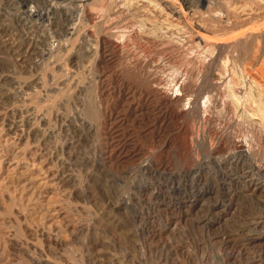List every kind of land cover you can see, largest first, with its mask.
<instances>
[{
    "label": "rangeland",
    "instance_id": "1",
    "mask_svg": "<svg viewBox=\"0 0 264 264\" xmlns=\"http://www.w3.org/2000/svg\"><path fill=\"white\" fill-rule=\"evenodd\" d=\"M0 1V264H264L263 135L250 123L244 96L239 105L235 102L238 113L225 90L217 103H198L205 99L203 84L216 52L189 48L176 32L172 35L181 44L172 46L171 32L148 6L143 16L148 25L141 28L139 14L132 24L123 22L122 0H52L54 10L51 0ZM79 2H91L94 20ZM211 2L175 1L183 10L203 13L207 5L221 7ZM29 8L50 10L41 19ZM152 23L165 42L146 37L145 27ZM112 26H118L119 35ZM109 30L119 51L106 37ZM232 54L227 56L235 59ZM234 59L227 60L226 68L238 74L243 60ZM191 68L201 79L192 96L169 105L152 92L143 96L147 86L154 90L156 77L171 88V77ZM259 87L264 102V85ZM239 143L250 152H238ZM22 171L37 174L44 186L23 188L17 179ZM167 199L182 207H169Z\"/></svg>",
    "mask_w": 264,
    "mask_h": 264
},
{
    "label": "bare ground",
    "instance_id": "2",
    "mask_svg": "<svg viewBox=\"0 0 264 264\" xmlns=\"http://www.w3.org/2000/svg\"><path fill=\"white\" fill-rule=\"evenodd\" d=\"M33 1V0H32ZM37 1V0H36ZM80 1V0H79ZM93 1V0H91ZM104 1V0H102ZM112 1V0H111ZM115 1V0H114ZM176 0H139V1H134V0H122L123 2V6L125 8V10H121L120 13L123 14V20L119 19V21H123L125 22L126 24L133 21L131 20L132 17L135 15L136 17V14H139L141 15L140 19L137 18V22H138V25L141 26H146L144 25V20L147 19V17H143L145 15L144 13V7L145 6H148L150 7V10L152 9L154 11V15L153 17H156L160 20L161 23L165 24V28L171 32V35L172 34H175V32L178 34V38H181L180 40H182L181 42L187 44L190 48V46H194V47H197L199 48L200 51L204 52V53H209L211 52H216L215 55L213 56V60H211L212 64H213V68L211 69L210 67V75H209V72H208V77L205 78V83L206 85L203 84V86H206V92L204 94V97L205 99H201L200 96V101L198 102L200 104V107H204L205 106V102L208 101V100H211L212 102H216L217 100H219V97L221 94H223L222 92L225 90L227 91L226 93H229L231 95V99L232 101H230V108H235V105L236 103H238V98L241 97V96H244L245 100H247V104L250 105V109L251 112H248V117L250 116V123H255L257 124L259 130H260V134L262 133L263 135V140H264V102L261 101L260 99V87L259 86H263L264 85V0H216L217 3L219 2L220 6L219 9L221 8V10H215V8L213 9H210V7H208V3L206 4L207 5V8H208V11L206 14H204L203 12H199L197 10H195L194 8L190 7L189 5V9L186 11V10H183L181 9L176 3H175ZM202 3L203 1L205 0H200ZM235 1V2H233ZM1 2V1H0ZM50 2V1H49ZM52 2V0H51ZM49 4V7L51 8L53 5L56 4V2H52ZM139 2V4H137ZM207 2H211V0H207ZM213 2V1H212ZM211 2V3H212ZM239 2V4H238ZM48 4V0L46 2ZM80 3V2H79ZM91 2H85V3H80V8L82 10V12H85V15L87 16V18H91L93 17V20H94V16H92L93 14V11L95 12L94 10V7L92 8L90 5ZM99 3V2H98ZM113 3V2H112ZM136 3L138 6H136V8H134V6L132 7V5ZM210 3V4H211ZM214 3V2H213ZM216 3V2H215ZM216 3V4H217ZM89 4V5H88ZM97 4V3H95ZM107 4V2H106ZM111 4V3H110ZM191 4V3H190ZM44 5H45V1H44ZM65 5V4H64ZM64 5H61V6H64ZM104 5V4H103ZM109 5V4H108ZM120 5V4H119ZM141 5V6H139ZM177 5V6H176ZM214 5V4H213ZM37 6V5H35ZM46 6V5H45ZM82 6V7H81ZM94 6V5H92ZM113 6V5H112ZM143 6V7H142ZM199 6V5H198ZM32 7V6H31ZM42 7V5H41ZM57 7V6H56ZM118 7V6H117ZM179 7V8H178ZM206 7V6H205ZM11 8V7H10ZM55 8V7H54ZM99 8V7H98ZM101 8V7H100ZM147 7H145L146 9ZM52 9V8H51ZM72 9V8H71ZM96 9V8H95ZM116 9V8H114ZM122 9V8H121ZM149 9V8H148ZM149 12H151L150 10H148ZM36 10V9H35ZM35 10H32L31 8H29V13L30 15H38V18H46L47 15L49 14V10L50 9H46L44 11H40V10H36L37 12H35ZM54 10V9H52ZM20 11V10H19ZM24 11V10H23ZM56 11V10H55ZM101 11H102V8H101ZM111 11V9H110ZM145 10V12H147ZM35 12V13H34ZM54 12V11H53ZM148 12V13H149ZM100 13V12H99ZM57 14V13H56ZM59 14V13H58ZM105 14V13H104ZM113 14V13H112ZM151 14V13H150ZM108 15V14H107ZM111 15V13H110ZM121 15V14H120ZM152 15V14H151ZM85 16V17H86ZM114 16V15H113ZM116 17H118L119 15H115ZM150 16V15H149ZM99 17V16H98ZM102 17V16H101ZM100 17V18H101ZM152 17V16H151ZM49 18V17H48ZM52 18V17H51ZM54 18V17H53ZM59 20L60 18L57 17ZM56 18V19H57ZM63 18V17H62ZM103 18V17H102ZM112 18V17H111ZM121 18V17H119ZM106 19V18H105ZM118 19V18H116ZM115 19V21H116ZM150 19V18H149ZM148 19V20H149ZM157 19V20H158ZM55 20V19H54ZM71 20V19H70ZM92 20V22H93ZM110 20V18H109ZM112 20V19H111ZM111 20L109 22V26H110V23H111ZM113 20H114V17H113ZM139 20V21H138ZM146 20L147 22H150L152 19H150V21ZM77 21V20H76ZM103 21V20H102ZM136 21V20H134ZM30 22V21H29ZM107 22V21H106ZM121 22V23H123ZM154 22H157L156 20ZM159 22V21H158ZM57 23V21H56ZM61 23H62V20H61ZM117 23V22H115ZM121 23H118V24H121ZM134 23V22H133ZM160 23V25H161ZM95 24V22H93V25ZM97 24V23H96ZM105 24V23H104ZM113 24V23H112ZM111 24V25H112ZM116 24V25H118ZM124 24V23H123ZM132 24V22H131ZM130 24V25H131ZM153 24V23H152ZM159 24V23H158ZM54 25V23H53ZM63 25V24H62ZM65 25V24H64ZM80 25V24H79ZM88 25V24H87ZM100 26V24H97ZM96 25V26H97ZM122 25V24H121ZM128 24V26H130ZM137 25V24H136ZM136 25L135 28H136ZM137 25V26H138ZM150 25V24H149ZM159 25V27H160ZM77 26V24H76ZM86 26V25H85ZM103 26V25H102ZM108 26V27H109ZM120 26V25H118ZM118 26H115L116 28ZM125 26V25H124ZM123 26V27H124ZM138 26V27H139ZM79 27V26H78ZM107 27V26H106ZM113 27V26H112ZM122 27V29H123ZM132 27V26H130ZM164 28V26H162ZM70 27L66 28V31H68V29H70ZM86 28V27H84ZM98 28V26H97ZM96 28V30H97ZM101 28V27H100ZM99 28V29H100ZM116 28L113 27L112 30H115ZM121 28V26H120ZM141 28H136V29H139L141 30ZM45 29V28H44ZM43 29V30H44ZM79 29V28H78ZM103 29H106V28H103ZM102 29V30H103ZM118 29V28H117ZM116 29V31H117ZM126 29V28H124ZM134 29V28H132ZM144 29V28H143ZM46 30V29H45ZM82 30V29H81ZM107 30V29H106ZM105 30V32H106ZM119 30V29H118ZM121 30V29H120ZM94 31V30H93ZM114 31V32H116ZM125 31V30H124ZM123 31V32H124ZM134 31V30H133ZM145 31V32H144ZM144 34H146V37H149V36H152L154 37L155 40L158 41V43L160 41H164V40H161L163 38H159V36L161 34H158L159 33V28L157 29V24H153L151 25V27H145V30H144ZM164 30L162 29V32ZM104 32V34H105ZM110 32L107 31V33ZM128 32H132L131 31H128ZM138 32V31H137ZM140 32V31H139ZM50 33V32H49ZM79 33V32H78ZM82 33V32H81ZM97 33V32H96ZM118 33V31H117ZM120 33V31H119ZM118 33V35H119ZM122 33V32H121ZM127 33V32H126ZM141 33V32H140ZM165 33V32H164ZM167 33V31H166ZM165 33V34H166ZM25 34V33H24ZM31 34V33H30ZM48 34V33H47ZM68 34V33H67ZM98 34V33H97ZM103 34V35H104ZM111 34V33H110ZM116 34V33H115ZM114 34V35H115ZM125 34V32H124ZM138 34V33H137ZM144 34H141L143 36H145ZM152 34V35H150ZM168 34V33H167ZM101 35V34H100ZM113 35V33H112ZM121 35V34H120ZM123 35V34H122ZM135 35V34H134ZM159 35V36H158ZM164 35V34H162ZM170 35V34H169ZM32 36V35H31ZM47 36V35H46ZM50 36V35H49ZM78 36V35H76ZM75 36V37H76ZM98 36V35H96ZM110 37L109 36V33L108 35H106V37ZM117 36V35H115ZM114 36V37H115ZM129 36V35H128ZM174 36L175 35H172L171 36V39L169 40L170 43H172L171 45L176 47V44L178 46V44H181V42L177 43V40L175 37L174 39ZM42 37V36H41ZM73 37V36H72ZM71 37V38H72ZM105 37V39H106ZM168 37V36H167ZM66 38V37H65ZM74 38V37H73ZM98 38V37H97ZM103 38V37H102ZM112 38L113 40V36L110 37ZM120 38V37H119ZM124 38V37H123ZM143 38V37H142ZM150 38V37H149ZM149 38H146L149 39ZM79 39V38H78ZM117 39V38H115ZM113 40V49H116L118 46L117 44V41L116 40ZM127 39V38H126ZM152 39V37H151ZM165 39V38H164ZM65 40V39H64ZM72 40V39H71ZM109 40V39H108ZM110 40V41H112ZM160 40V41H159ZM167 40V38L165 39ZM28 41V40H27ZM66 41V40H65ZM74 41V40H73ZM98 41H101V40H98ZM120 41V40H119ZM129 41V40H128ZM30 42V41H29ZM44 42V41H43ZM83 42V41H82ZM103 41H101L102 43ZM105 42V41H104ZM144 42V41H143ZM165 42V41H164ZM168 42V41H167ZM166 42V43H167ZM35 43V42H34ZM68 43V42H67ZM107 43V42H106ZM129 43V42H128ZM142 43V42H141ZM108 44H109V41H108ZM125 44V43H124ZM127 44V43H126ZM150 44V43H149ZM18 45V44H17ZM103 45V44H102ZM105 45V44H104ZM129 45V44H128ZM135 45V44H134ZM162 45H163V42H162ZM166 46L168 45L165 44ZM170 45V46H171ZM184 44H182V47ZM186 45V46H187ZM23 46V45H22ZM28 46V45H27ZM122 46V45H121ZM164 46V45H163ZM187 46V47H188ZM29 47V46H28ZM108 47V46H107ZM112 47V45H111ZM187 47H185L187 49ZM7 48H9L7 46ZM6 48V49H7ZM17 48V47H16ZM19 48V47H18ZM63 48V47H62ZM122 48V47H121ZM127 48V46H126ZM155 48V47H154ZM162 48V47H161ZM164 48V47H163ZM178 48V47H177ZM179 48H181V46H179ZM98 49V48H97ZM110 49V48H109ZM112 49V48H111ZM118 51H119V48H117ZM139 49V48H138ZM142 49V47H141ZM144 49V48H143ZM146 49V48H145ZM174 49V47H173ZM20 50V49H19ZM34 50V49H33ZM122 50V49H121ZM120 50V51H121ZM155 50V49H154ZM172 50V48H171ZM175 50V49H174ZM178 50V49H177ZM185 51V49H183ZM23 51V50H22ZM131 51V50H130ZM134 51V50H133ZM147 51V50H146ZM165 51V50H164ZM179 51V50H178ZM188 51V50H187ZM197 51V50H196ZM102 52V51H101ZM161 52V51H160ZM182 52V51H181ZM181 52L179 54H181ZM189 52V51H188ZM201 52V53H202ZM119 53V52H118ZM171 53V52H170ZM186 53V52H185ZM185 53H182V55H184ZM191 53V52H190ZM233 53L232 55L235 56V59L234 58H229L227 56V54H231ZM96 54V53H95ZM116 54V53H115ZM123 54V53H122ZM133 54V53H132ZM143 54V53H142ZM147 54V53H146ZM159 54V53H157ZM188 54V53H187ZM195 54V53H194ZM210 54V56H211ZM129 55V54H128ZM141 55V54H140ZM164 55V54H163ZM18 56V55H17ZM116 56V55H115ZM131 56V55H130ZM133 56V55H132ZM153 56V55H151ZM178 56V55H177ZM181 56V55H179ZM185 56V55H184ZM196 56V55H195ZM223 56H227L229 59H234L233 62L237 59H239L242 63V66H238V67H241L237 70H239L238 74H235L237 71H232L234 73H230L229 72V68H228V71H227V68H226V64L228 62H230L229 59H227V57L225 58V60H223L222 58H224ZM50 57V56H49ZM120 57V56H119ZM138 57V56H137ZM140 57V56H139ZM138 57V58H139ZM155 57V56H154ZM173 57V56H172ZM205 57V55H204ZM233 57V56H232ZM28 58V57H27ZM131 58V57H130ZM128 58V59H130ZM133 58V57H132ZM181 58V57H179ZM190 58V57H189ZM203 58V57H202ZM208 58V57H207ZM119 59V58H118ZM146 59V58H144ZM150 59V58H149ZM149 59H146V60H149ZM157 59V58H156ZM162 59V58H161ZM186 59V58H185ZM188 59V58H187ZM186 59V60H187ZM195 59V58H194ZM205 59V58H203ZM212 59V58H210ZM229 60L227 62V60ZM32 60V59H31ZM131 60V59H130ZM135 60V59H134ZM133 60V61H134ZM172 60V59H171ZM185 60V61H186ZM197 60V59H196ZM238 60V61H239ZM150 61V60H149ZM152 61V60H151ZM154 61V60H153ZM194 61V60H192ZM232 61V60H231ZM236 61V63L238 62ZM239 61V62H240ZM131 62V61H129ZM140 62V61H139ZM142 62V60H141ZM147 62V61H146ZM167 62V61H165ZM173 62V61H172ZM187 62V61H186ZM189 62V61H188ZM204 62V60L202 61V63ZM207 62V60H206ZM238 62V64H240ZM108 63V62H107ZM128 63V62H127ZM137 63V62H136ZM144 63V61H143ZM149 63V62H148ZM147 63V64H148ZM153 63V62H152ZM164 63V61L162 62ZM193 63V62H192ZM236 63L234 65H236ZM129 64V63H128ZM142 64V63H141ZM145 64V63H144ZM156 64V63H154ZM173 64V63H172ZM175 64V63H174ZM173 64V65H174ZM196 64V63H195ZM204 64V63H203ZM207 64V63H206ZM209 64V63H208ZM231 64V63H230ZM118 65V64H117ZM143 65V64H142ZM153 65V64H152ZM202 65V64H200ZM233 65V66H234ZM124 66V65H123ZM144 66V65H143ZM150 66V65H148ZM182 66V65H181ZM179 66V68L181 67ZM204 67V65H202ZM232 65L230 67H233ZM118 67V66H117ZM126 67V66H124ZM131 67V66H130ZM141 67V66H140ZM145 69L147 66H144ZM159 67V66H158ZM175 67V66H174ZM178 67V66H177ZM183 67V66H182ZM181 67V68H182ZM185 67V66H184ZM188 67V66H187ZM229 67V66H228ZM237 67V66H235ZM237 67V68H238ZM149 68V67H148ZM151 68V67H150ZM153 68V67H152ZM157 68L154 67V69ZM167 68V67H165ZM190 68V67H189ZM195 68V67H194ZM194 68H191V69H183L184 71L182 72H179L180 70H178L179 73L173 75L172 82L171 83V88H168V86L166 87L164 84H161V77L160 78H157V81H154L156 82L154 84L155 88L154 90L151 89V91L149 90V86H147L148 88H146L145 90H147L145 92V94L143 96H145V98H148L150 96V92L156 94L155 96H158L159 98L163 99V101L165 103H167L168 105L171 104V103H176L178 104V102L180 103L181 100L187 98L189 96V94L191 95V92L192 94L197 91V90H194V88L196 89V86H197V81L199 80H196V77H195V73L194 72ZM198 68V67H197ZM208 68V66H207ZM207 68H205L207 70ZM160 69V68H159ZM162 69V68H161ZM200 69V68H199ZM236 69V68H235ZM126 70V69H125ZM138 70V69H137ZM177 70V69H176ZM229 72V74L226 73V71ZM151 71V70H150ZM154 71V70H153ZM199 71V70H197ZM201 71V69H200ZM199 71V72H200ZM209 71V70H208ZM139 72V71H138ZM157 72V71H155ZM176 72V71H175ZM147 73H148V70H147ZM161 73V72H160ZM140 74V73H139ZM145 74V73H144ZM198 74V73H197ZM200 74V73H199ZM202 74V73H201ZM101 75V74H100ZM114 75V74H113ZM142 75V74H141ZM150 75V74H149ZM152 75V74H151ZM155 74H153L154 76ZM165 75V74H164ZM207 75V73H206ZM121 76V75H120ZM156 76V75H155ZM158 76V75H157ZM201 75H199L200 77ZM121 78V77H120ZM123 78V77H122ZM147 78H150L149 76ZM203 78V76H202ZM133 79V78H132ZM13 80V79H12ZM144 80V78H143ZM147 80V79H146ZM155 80V79H153ZM162 80V79H161ZM164 80V79H163ZM201 80V79H200ZM199 80V81H200ZM132 81V80H131ZM130 81V82H131ZM147 81L150 82V79H148ZM203 81V82H204ZM16 82V81H15ZM151 82H152V79H151ZM202 82V83H203ZM127 83V82H126ZM169 83V85H170ZM201 83V81H200ZM200 83L198 85H200ZM135 84V83H134ZM141 84V83H140ZM153 84V83H152ZM138 85V84H137ZM136 85V87L138 88V86ZM147 85V84H146ZM150 85V84H149ZM125 86V85H124ZM135 86V85H134ZM133 87V86H132ZM200 87V86H199ZM140 88V87H139ZM153 88V87H152ZM128 89V88H127ZM136 89V88H135ZM198 89V88H197ZM264 89V88H263ZM200 90V89H199ZM134 91V90H133ZM194 91V92H193ZM262 91V90H261ZM131 92V91H130ZM141 92H144V91H139L138 93L141 94ZM198 92V91H197ZM196 92V94H197ZM239 94L240 93V96L238 95L237 97V93ZM263 92V91H262ZM151 93V95H153ZM242 94V95H241ZM199 95V94H197ZM201 95L203 97V92H201ZM229 95V96H230ZM262 95V93H261ZM192 96V95H191ZM225 96V95H223ZM227 96V94H226ZM264 96V94H263ZM136 97V96H135ZM195 97V96H194ZM198 97V96H196ZM228 98V97H227ZM230 98V97H229ZM197 99V98H196ZM223 99V98H222ZM226 99V98H225ZM155 100V99H154ZM203 102H202V101ZM240 100V99H239ZM264 100V99H263ZM161 101V100H160ZM190 101V100H189ZM194 101V100H193ZM210 101V102H211ZM221 101V100H220ZM228 101V99H227ZM236 102V103H235ZM244 102V103H246ZM161 103V102H159ZM217 103V102H216ZM223 103V102H222ZM226 103V102H225ZM207 104V103H206ZM214 104V103H212ZM189 105V104H188ZM192 105V104H191ZM197 105V104H196ZM239 105V103H238ZM153 106V105H152ZM199 106V105H198ZM160 107V106H159ZM166 107V106H165ZM181 107V106H180ZM191 107V106H190ZM208 107V106H207ZM224 107V106H222ZM242 107V106H241ZM244 107V106H243ZM185 108V107H184ZM196 108V107H195ZM239 108V107H238ZM238 108L234 109V113L237 112ZM147 109V108H146ZM166 109V108H165ZM167 109H170V108H167ZM201 109V108H200ZM220 109V108H219ZM247 109V108H246ZM245 109V111H247ZM151 110V109H150ZM193 110V109H192ZM225 110V109H224ZM236 110V111H235ZM147 111V110H146ZM170 111V110H169ZM176 111V110H175ZM189 111V110H188ZM191 111V110H190ZM212 111V110H210ZM222 111V110H221ZM242 111V110H240ZM129 112V111H128ZM226 112V111H224ZM147 113V112H146ZM171 113V112H170ZM179 113V112H178ZM183 113V112H182ZM205 113V112H204ZM230 113V111H229ZM233 113V112H232ZM238 113V112H237ZM245 113V112H244ZM249 113H251V115H249ZM171 114H174V110H172V113ZM202 114V113H201ZM199 114V115H201ZM218 114V113H217ZM246 114V113H245ZM191 115V114H190ZM195 115V114H194ZM204 115V114H203ZM237 115V114H236ZM242 115V114H241ZM246 115V117H247ZM202 116V115H201ZM212 116V115H211ZM216 116V115H215ZM230 116V115H229ZM228 116V117H229ZM243 116V115H242ZM241 116V117H242ZM197 117V116H196ZM205 117V116H204ZM240 117V116H238ZM201 118V117H200ZM244 118V117H243ZM207 119V118H206ZM249 119V118H248ZM249 119V120H250ZM211 120V119H210ZM246 120V119H245ZM244 120V122H245ZM161 121V120H160ZM237 121V120H236ZM217 122V121H216ZM223 122V121H222ZM240 122V121H239ZM232 123V122H231ZM236 123V122H235ZM199 124V123H198ZM209 124V123H208ZM238 124V123H237ZM207 125V124H206ZM232 125V124H231ZM171 126V125H170ZM194 126V125H193ZM221 126V125H220ZM235 126V125H234ZM176 127V126H175ZM242 127V126H241ZM218 128V127H217ZM237 128V127H236ZM175 129V128H174ZM201 131V130H200ZM211 131V130H210ZM256 131V130H255ZM158 132V131H157ZM156 132V133H157ZM188 132V131H187ZM209 132V131H208ZM212 132V131H211ZM153 134V133H152ZM188 134V133H187ZM200 134V133H199ZM220 135V134H219ZM232 136V135H231ZM185 137V136H184ZM218 137V136H217ZM260 137V136H259ZM197 138V137H195ZM119 139V138H118ZM193 140V138H192ZM206 139H204V142H205ZM232 141V140H231ZM174 142V141H173ZM247 142V141H246ZM202 143V142H201ZM214 143V142H213ZM187 144V143H186ZM205 144V143H204ZM210 144V143H209ZM243 144V143H242ZM239 143L238 145V149L240 153H243V152H246V150L243 148V145ZM264 144V143H263ZM169 145V144H168ZM199 145V144H198ZM234 145V144H233ZM245 145V144H244ZM213 146V145H212ZM221 146V145H220ZM235 146V145H234ZM237 146V145H236ZM192 147V146H191ZM190 147V148H191ZM205 147V146H204ZM203 147V148H204ZM233 147V146H232ZM247 147V146H246ZM187 148V147H186ZM198 148V147H197ZM235 148V147H234ZM260 148V147H259ZM225 149V148H224ZM247 149V148H246ZM255 149V148H254ZM136 150V149H135ZM201 150V149H200ZM211 150V149H210ZM214 150V149H213ZM232 150V149H231ZM250 150V149H249ZM252 150V149H251ZM140 151V150H139ZM196 151V150H195ZM198 151V150H197ZM222 151V150H221ZM226 152V150H224ZM236 151V150H235ZM255 151V150H254ZM127 152V151H126ZM248 152V151H247ZM246 152V153H247ZM250 152V151H249ZM248 152V153H249ZM261 152V151H260ZM125 153V152H124ZM134 153V152H133ZM187 153V152H186ZM189 153V152H188ZM195 153V152H194ZM205 153V151H204ZM210 153V151H209ZM228 153V152H227ZM16 154V153H15ZM14 154V155H15ZM192 154V153H191ZM219 154V153H218ZM230 154V153H229ZM233 154V153H232ZM244 154V153H243ZM251 154V153H250ZM257 154V153H256ZM195 155V154H194ZM246 155V154H245ZM248 155V154H247ZM18 156V155H17ZM31 156V155H30ZM188 156V154H187ZM224 156V155H223ZM243 156V155H242ZM249 156V155H248ZM11 157V156H10ZM140 157V156H139ZM185 157V156H184ZM190 157V156H189ZM196 157V156H195ZM218 157V156H217ZM17 158V157H16ZM180 158V157H179ZM261 158V157H260ZM8 159V157H7ZM187 159V158H186ZM247 159V158H246ZM208 160V159H207ZM13 161V160H12ZM204 161V159H203ZM226 161V160H225ZM195 162V161H194ZM210 162V161H209ZM259 162V161H258ZM216 163V162H215ZM166 164V163H165ZM200 164V163H199ZM209 164V163H208ZM230 164V163H229ZM251 164V163H250ZM255 164V163H254ZM263 164V163H262ZM191 165V163H190ZM220 165V164H219ZM232 165V164H231ZM253 165V164H252ZM209 166V165H208ZM258 166V165H257ZM205 167V166H204ZM220 167V166H219ZM172 168V167H171ZM258 168V167H257ZM181 169V168H180ZM183 169V168H182ZM26 170V169H25ZM179 170V169H178ZM225 170V169H224ZM262 170V169H261ZM160 171V170H159ZM164 171V170H163ZM186 171V170H184ZM236 171V170H235ZM242 171V170H241ZM247 171V170H246ZM252 171V170H251ZM31 172V171H30ZM166 172V171H165ZM263 172V171H262ZM10 173V172H9ZM42 173V171H41ZM174 173V172H173ZM244 173V172H243ZM242 173V174H243ZM252 173V172H251ZM7 174V173H6ZM157 174V173H156ZM200 174V173H198ZM203 174V173H202ZM226 174V172H225ZM241 174V173H240ZM19 175V174H18ZM37 175V174H36ZM36 175H33L32 173H24L22 171V173L20 174V178H17L18 181L21 183L22 187L23 188H28V189H31V190H34V189H38L42 186V181L41 179H38ZM36 176V177H35ZM153 176V175H152ZM242 176V175H241ZM17 177V176H16ZM193 177V176H192ZM255 177V176H254ZM8 178V177H7ZM196 178V177H195ZM235 178V177H233ZM9 179V178H8ZM7 179V180H8ZM12 179V178H11ZM15 179V178H14ZM239 180V179H238ZM9 181V180H8ZM168 181V180H167ZM201 181V180H200ZM240 181V180H239ZM259 182V181H258ZM172 183V182H171ZM48 184V183H47ZM166 184V183H165ZM182 184V183H181ZM191 184V182H190ZM224 184V183H223ZM242 184V183H241ZM19 185V184H18ZM195 185V184H194ZM20 186V185H19ZM44 186V185H43ZM42 186V187H43ZM162 186V185H161ZM247 186V185H245ZM250 186V185H249ZM41 187V188H42ZM264 187V186H263ZM173 188V187H172ZM241 188V187H240ZM239 188V189H240ZM21 189V188H20ZM249 189V188H248ZM247 189V190H248ZM255 189V188H254ZM24 190V189H23ZM246 190V189H245ZM251 190V189H250ZM249 190V191H250ZM37 191V190H36ZM35 191V192H36ZM168 191V190H167ZM227 191V190H226ZM225 191V192H226ZM165 192V191H164ZM32 193V192H31ZM161 194V193H160ZM216 194V193H215ZM228 194V193H227ZM232 195V194H231ZM253 195V194H252ZM171 196V195H170ZM216 196V195H215ZM247 196V195H246ZM192 197V196H191ZM139 198V197H138ZM137 198V199H138ZM150 198V197H149ZM157 198V197H156ZM160 198V197H159ZM167 198V197H166ZM175 198V197H174ZM211 198V197H210ZM231 198V197H230ZM153 199V198H152ZM200 199V198H199ZM217 199V197H216ZM237 199V198H236ZM241 199V198H240ZM156 200V199H155ZM193 200V199H192ZM179 201V200H178ZM259 201V200H258ZM159 202V201H158ZM180 202H183V201H180ZM169 207H174V208H178L180 207L181 204L179 205H176L174 201H171L167 199V202ZM166 203H165V206H166ZM190 203V202H189ZM230 203V202H229ZM121 204V203H120ZM185 204V202L183 203V205ZM160 205V204H159ZM168 207V208H169ZM182 207V205H181ZM253 207V206H252ZM154 208V207H153ZM156 209V208H155ZM160 209V208H159ZM173 209V208H172ZM170 208V210H172ZM186 209V208H185ZM188 209V208H187ZM178 210V209H177ZM181 209H179V213ZM158 211V210H157ZM175 211V209H174ZM185 211V210H184ZM183 211V212H184ZM191 211V210H190ZM214 211V210H213ZM222 211V210H221ZM45 212V211H44ZM53 212V211H52ZM138 212V211H137ZM225 212V211H224ZM46 213L47 210H46ZM51 214V212H49ZM173 213V212H171ZM185 213V212H184ZM249 213V212H248ZM141 214V213H140ZM183 214V213H182ZM178 215V214H177ZM250 215V214H249ZM173 216V215H172ZM186 216V215H185ZM252 216V214H251ZM51 217V216H50ZM175 217V216H174ZM178 217V216H176ZM182 217V216H181ZM203 217V216H202ZM261 217V216H260ZM172 218V217H171ZM185 218V217H184ZM182 218V219H184ZM159 219V218H158ZM186 219V218H185ZM188 219V218H187ZM248 219V218H247ZM136 221V220H135ZM157 222V221H156ZM216 222V221H215ZM250 222V221H249ZM153 223V222H152ZM255 223V222H254ZM139 224V223H138ZM170 224V223H169ZM246 224V223H245ZM250 224V223H248ZM165 225V224H164ZM148 226V225H147ZM168 226V225H167ZM243 226V225H242ZM251 226V225H250ZM158 227V226H157ZM162 227V226H161ZM165 227V226H163ZM239 227V226H238ZM244 227V226H243ZM151 228V227H150ZM160 228V227H159ZM256 228V227H255ZM262 228V227H261ZM154 229V228H153ZM253 229V227H252ZM252 229H250L252 231ZM159 230V229H158ZM163 230V229H162ZM233 230V229H232ZM231 230V232H232ZM154 231V230H153ZM161 231V230H160ZM234 231V230H233ZM239 232V231H238ZM248 232V231H247ZM149 233V232H148ZM156 232L154 231L153 234H155ZM158 233V232H157ZM152 234V233H151ZM159 234V233H158ZM222 234V232H221ZM236 234H237V231H236ZM240 234V232H239ZM246 234V233H245ZM248 235V233H247ZM250 235V234H249ZM248 235V236H249ZM252 235V234H251ZM161 236V235H160ZM236 236V235H235ZM242 236H246L242 233ZM255 236V235H254ZM247 237V236H246ZM164 238V237H163ZM237 241V239L239 240L241 237H233V240ZM245 238V237H244ZM243 238V239H244ZM257 238V237H256ZM259 238V237H258ZM257 238V240H258ZM246 239V238H245ZM244 239V240H245ZM248 239V238H247ZM250 240H253L255 241V237H250L249 238ZM227 240V239H226ZM231 240V238H230ZM234 240V241H235ZM242 240V239H241ZM144 241V240H143ZM158 241V240H157ZM220 241V240H219ZM225 241V240H224ZM252 241V242H253ZM149 242V241H148ZM162 242V241H161ZM168 242V240H167ZM227 242V241H225ZM238 242V241H237ZM250 242V241H249ZM249 242H245V244H249ZM165 243V242H164ZM224 243V242H223ZM235 243V242H233ZM254 243V242H253ZM148 244V243H147ZM242 244V243H241ZM260 245V242L258 243ZM264 244V243H263ZM231 245V244H230ZM154 246V245H153ZM168 246V245H167ZM176 246V245H175ZM160 247V246H159ZM246 247V246H244ZM249 247V246H248ZM180 249V248H179ZM245 249V248H243ZM263 249V248H262ZM237 250V249H236ZM170 251V250H169ZM252 251V250H251ZM262 251V250H261ZM248 253V252H247ZM246 253V254H247ZM250 258V257H249ZM248 261V260H247ZM252 261V260H251ZM255 261V260H254ZM259 262V261H258ZM261 262V261H260ZM45 263V262H44ZM48 264V262H46ZM51 264V263H50Z\"/></svg>",
    "mask_w": 264,
    "mask_h": 264
}]
</instances>
